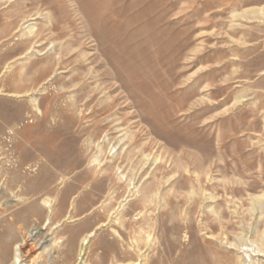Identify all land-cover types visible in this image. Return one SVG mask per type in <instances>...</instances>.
I'll return each instance as SVG.
<instances>
[{
    "label": "rangeland",
    "instance_id": "1",
    "mask_svg": "<svg viewBox=\"0 0 264 264\" xmlns=\"http://www.w3.org/2000/svg\"><path fill=\"white\" fill-rule=\"evenodd\" d=\"M30 260L264 264V0H0V264Z\"/></svg>",
    "mask_w": 264,
    "mask_h": 264
},
{
    "label": "bare ground",
    "instance_id": "2",
    "mask_svg": "<svg viewBox=\"0 0 264 264\" xmlns=\"http://www.w3.org/2000/svg\"><path fill=\"white\" fill-rule=\"evenodd\" d=\"M25 234V233H24ZM31 236H26L25 235V242L24 244L21 245V253H22V256L28 260L30 257H32L34 254H36V252L41 248L37 243H30L31 242ZM85 243L83 242L82 245H81V250L80 252H83L85 250ZM36 255H39V253H37ZM34 257V256H33ZM36 257V256H35ZM31 264H34L33 260H30Z\"/></svg>",
    "mask_w": 264,
    "mask_h": 264
}]
</instances>
